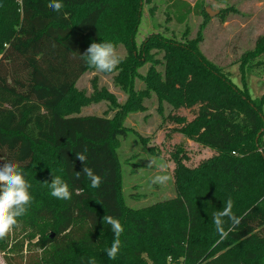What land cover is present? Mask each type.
Instances as JSON below:
<instances>
[{"label":"trees","instance_id":"16d2710c","mask_svg":"<svg viewBox=\"0 0 264 264\" xmlns=\"http://www.w3.org/2000/svg\"><path fill=\"white\" fill-rule=\"evenodd\" d=\"M142 1L63 0L64 9L56 12L50 0H0V165H21L33 196L22 217L24 231L30 230L27 240L38 235L46 247L42 255L27 252L23 262L17 254L25 243H15L7 264H88L89 258L96 264H264V96L254 99L249 87H239L210 60L200 50L201 36L177 41L155 33L139 52ZM166 3L180 23L198 4ZM202 13L210 17L206 9ZM259 41L243 54L244 73L264 53ZM93 42L124 43L132 61L125 66L133 68L157 49L163 62H153L163 69L152 66L148 91L176 109L198 108L191 121L174 120L186 138L217 154L195 168L179 163L174 198L147 208L126 205L121 118L80 114L88 100L76 83L93 68L79 54ZM85 148L86 166L103 178L98 189L90 187L76 158ZM53 175L68 183L71 200L50 195L43 182L51 183ZM229 198L243 219L220 241L212 218ZM105 215L124 228L115 259L105 251L113 241Z\"/></svg>","mask_w":264,"mask_h":264},{"label":"rangeland","instance_id":"374dc122","mask_svg":"<svg viewBox=\"0 0 264 264\" xmlns=\"http://www.w3.org/2000/svg\"><path fill=\"white\" fill-rule=\"evenodd\" d=\"M183 1L192 7L198 2L184 23L178 22L177 13L169 8L166 0L142 1L143 14L135 36L137 50L155 33L177 41L201 36L200 50L223 67L224 72L239 87H249L254 99L262 98L264 53L254 58L255 64L249 73H244L241 66L243 54L258 48L261 44L259 40H264V0ZM208 6L220 10V14L209 18L200 14L202 8ZM113 44L123 57L118 68L112 73L90 69L76 83V90L88 100L80 114L121 118V126L126 129V135L121 137L118 148L123 165V198L128 207L147 208L177 195L175 174L179 163L186 168H195L217 153L212 148L186 138L179 131L183 125L174 120L176 116H185L191 121L198 108L176 109L165 101H159L155 91H148L147 75L152 66H156L157 70L163 69L162 64L158 66L153 59L163 62V53L154 49L149 52L148 57L152 55L150 59L133 68L132 65L125 66L128 60L132 63L128 58L127 46L122 42ZM124 74L127 77L123 80L121 78ZM151 158L168 163L167 174L173 179L167 185L151 184L153 176L164 174L155 166L148 167ZM23 222L20 217L13 232L0 240V264H7L6 256L15 253L11 248L20 241L25 243L24 252L17 255L23 262L27 252L42 255L46 251L40 236L27 240V232L30 230L24 231Z\"/></svg>","mask_w":264,"mask_h":264},{"label":"clouds","instance_id":"9594fccd","mask_svg":"<svg viewBox=\"0 0 264 264\" xmlns=\"http://www.w3.org/2000/svg\"><path fill=\"white\" fill-rule=\"evenodd\" d=\"M48 7L56 12H61L65 5L63 0H50ZM80 58L91 68L100 73H112L121 64L123 57L116 50L112 42H93ZM87 149L76 153V158L84 164L83 174L89 179L90 187L98 189L103 178L96 174L94 170L86 166ZM148 167L155 166L164 174H157L151 178L153 185H167L173 178L167 174L168 163L164 160L151 158ZM81 173L76 172L75 178L79 179ZM50 190V195L59 200H71L72 192L68 183L59 175H53L51 183L43 182ZM32 185L26 179V175L17 162L7 161L0 165V240L7 238L19 224V218L23 217L29 211L33 201L30 192ZM264 202V198L262 201ZM233 200L227 199L222 210L213 214V223L219 240L223 241L228 238L241 223L243 216H237L233 212ZM102 222L110 225L113 233L111 247L105 249L109 259H115L120 251V237L124 228L120 220L111 215H105ZM88 264H96L94 258H89Z\"/></svg>","mask_w":264,"mask_h":264},{"label":"water","instance_id":"95a60500","mask_svg":"<svg viewBox=\"0 0 264 264\" xmlns=\"http://www.w3.org/2000/svg\"><path fill=\"white\" fill-rule=\"evenodd\" d=\"M206 12L208 13V15L210 16V17H214V16H216V15H219L220 14V10H213L210 6H208L207 8H206Z\"/></svg>","mask_w":264,"mask_h":264}]
</instances>
